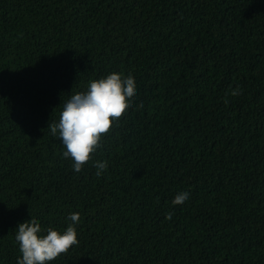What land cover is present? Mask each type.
Listing matches in <instances>:
<instances>
[{
	"label": "trees",
	"instance_id": "obj_1",
	"mask_svg": "<svg viewBox=\"0 0 264 264\" xmlns=\"http://www.w3.org/2000/svg\"><path fill=\"white\" fill-rule=\"evenodd\" d=\"M113 72L136 94L76 172L48 124ZM72 213L48 264H264V0H0V264Z\"/></svg>",
	"mask_w": 264,
	"mask_h": 264
},
{
	"label": "clouds",
	"instance_id": "obj_2",
	"mask_svg": "<svg viewBox=\"0 0 264 264\" xmlns=\"http://www.w3.org/2000/svg\"><path fill=\"white\" fill-rule=\"evenodd\" d=\"M135 94L134 78L113 72L98 80H91L87 91L71 95L63 104L59 121L49 123L48 128L52 135H59L66 149L63 156L72 159L74 171L80 172L83 165L89 162L102 137L112 130L113 122L119 121L129 109ZM240 94L239 86L231 92L232 96ZM94 166L98 169L95 174L99 177L107 169V162L97 161ZM188 198V192H180L172 204L181 205ZM172 215L169 212L166 218L171 219ZM68 219L72 223L63 233L53 227L42 230L35 218L19 223L15 240L22 255L17 258V264H48L77 245L79 241L74 225L79 223L80 214L72 213ZM44 231L46 234H42Z\"/></svg>",
	"mask_w": 264,
	"mask_h": 264
}]
</instances>
